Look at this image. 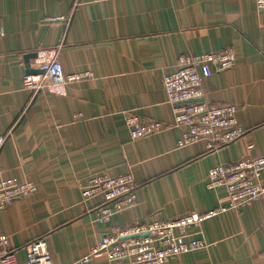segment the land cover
Masks as SVG:
<instances>
[{"label":"crops","instance_id":"crops-1","mask_svg":"<svg viewBox=\"0 0 264 264\" xmlns=\"http://www.w3.org/2000/svg\"><path fill=\"white\" fill-rule=\"evenodd\" d=\"M0 182H31L35 192L0 211V229L19 264L44 239L50 264H109L104 252L81 259L117 229L226 207L206 187L217 164L264 156V18L255 0H0ZM230 49L232 69L201 81L202 102L232 104L244 131L207 151L177 148L163 74L184 55ZM38 70L53 57L84 81L23 88V57ZM36 75V74H32ZM167 126L132 141L125 114ZM130 174L133 206L98 223L96 198L80 203L94 176ZM264 183V177L261 179ZM206 249L165 264H264V198L205 221Z\"/></svg>","mask_w":264,"mask_h":264},{"label":"built area","instance_id":"built-area-1","mask_svg":"<svg viewBox=\"0 0 264 264\" xmlns=\"http://www.w3.org/2000/svg\"><path fill=\"white\" fill-rule=\"evenodd\" d=\"M255 11L264 18V0H255ZM3 31L0 29V37ZM232 50L223 49L198 55H184L163 74V86L167 101L173 105L174 124L180 137L177 148L203 142L207 151L237 141L244 133L236 120V107L232 104L208 106L202 102L201 81L215 73L234 67ZM41 74L25 75L24 89L37 90L57 88L62 85L84 81L90 74H64L59 62L53 57L45 61ZM125 124L132 141L140 140L163 131L162 124L125 114ZM3 141L0 138V144ZM264 156L244 157L235 163L217 164L207 172L206 187L222 188L228 199L226 207H218L204 213H189L166 222L117 229L104 236L81 259L88 262L92 255L103 251L109 264H165L168 260L193 251L206 249L200 226L226 212H237L240 206L264 198ZM134 183L130 174L118 177L94 176L80 190V203L100 198L94 208L98 223H107L113 211L134 205ZM35 192L31 182L17 183L13 180L0 182V211L12 201ZM126 237H136L121 240ZM26 258L22 264H50V256L44 239L38 238L25 247ZM0 264H19L14 250L10 249L8 237L0 229Z\"/></svg>","mask_w":264,"mask_h":264},{"label":"water","instance_id":"water-1","mask_svg":"<svg viewBox=\"0 0 264 264\" xmlns=\"http://www.w3.org/2000/svg\"><path fill=\"white\" fill-rule=\"evenodd\" d=\"M36 57H37L36 53H28V54L24 55L23 60H24V67H25L26 75L41 74L42 73V71H40L39 69L36 70V69L31 68V66H30L29 61L31 59H35ZM131 238H136V237H126V238H123L121 240H126V239H131Z\"/></svg>","mask_w":264,"mask_h":264},{"label":"rangeland","instance_id":"rangeland-1","mask_svg":"<svg viewBox=\"0 0 264 264\" xmlns=\"http://www.w3.org/2000/svg\"><path fill=\"white\" fill-rule=\"evenodd\" d=\"M64 72V71H63ZM213 73H215L214 71H213ZM65 74V73H64ZM202 79H204V78H202ZM38 90H41V89H37V90H33V91H38ZM172 108H173V105H172ZM128 114V113H127ZM162 124V123H161ZM174 124V123H173ZM162 127H163V131H165L166 129H167V126L166 125H163L162 124ZM180 133V132H179ZM155 136V135H154ZM150 137H153V135H151ZM232 144V143H231ZM223 147V146H222ZM228 164V163H227ZM134 189H135V187H134ZM133 189V190H134ZM222 189V188H221ZM20 199H24V198H20ZM253 202H255V201H253ZM253 202H251V203H253ZM135 203V202H134ZM250 204V203H249ZM246 205V204H245ZM243 206V205H242ZM169 221H171V220H169ZM207 221V220H206ZM163 222H166V221H163ZM202 226V225H201ZM201 226H200V229H201ZM206 242V241H205ZM206 244L208 245V243L206 242ZM103 252V251H102ZM90 254V253H89Z\"/></svg>","mask_w":264,"mask_h":264}]
</instances>
